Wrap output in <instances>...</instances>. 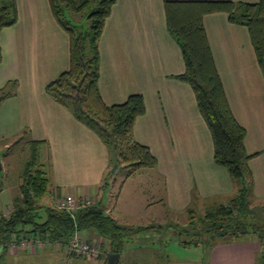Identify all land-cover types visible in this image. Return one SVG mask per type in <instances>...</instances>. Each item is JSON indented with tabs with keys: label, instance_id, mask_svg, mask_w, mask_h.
I'll return each instance as SVG.
<instances>
[{
	"label": "crops",
	"instance_id": "0c3cea01",
	"mask_svg": "<svg viewBox=\"0 0 264 264\" xmlns=\"http://www.w3.org/2000/svg\"><path fill=\"white\" fill-rule=\"evenodd\" d=\"M164 1L116 0L99 41L101 95L108 105L124 102L136 93L144 97L146 112L137 118L134 135L156 156L155 180L161 181L162 190L152 194L150 204H162L173 212L189 211L200 201L226 204L239 186L228 169L214 159L213 138L191 85L176 77L185 70V62L167 28ZM17 3V23L3 28L0 35V88L9 80H17L14 96L0 102V129L4 133L27 130L32 140L49 147L52 175L57 182L50 192L53 204V188H60L65 180L92 176L100 182L113 161L102 137L46 91L47 83L70 65V36L57 22L49 0ZM204 25L232 112L246 129L245 148L252 156L253 199L264 205L263 73L246 26L230 22L225 12L207 14ZM141 171L146 170L136 173ZM73 193L90 196L87 187ZM81 234L89 239L97 236L92 231ZM20 242L10 256L30 257L52 251L68 257L60 259L61 264L108 261L109 254L90 260L53 245L43 250L35 245L34 250L23 249ZM238 244L246 248L234 257L211 250L209 264H254L260 249L248 242ZM9 249L8 243L7 248H0V255Z\"/></svg>",
	"mask_w": 264,
	"mask_h": 264
},
{
	"label": "trees",
	"instance_id": "16d2710c",
	"mask_svg": "<svg viewBox=\"0 0 264 264\" xmlns=\"http://www.w3.org/2000/svg\"><path fill=\"white\" fill-rule=\"evenodd\" d=\"M49 3L57 22L70 36V65L47 83L46 91L102 137L128 177L141 169L157 167L158 160L151 149L134 135L137 118L146 112L143 95L132 94L124 102L108 105L99 88V40L116 0H49ZM164 6L167 28L179 44L185 62V70L176 77L191 85L213 138L214 159L229 170L239 186L229 203L214 205L202 216L190 209V223L181 232L196 236L192 244L201 246L204 242L208 247L217 239L254 238L260 243L258 258L264 264V205H253L254 177L249 164L252 156L245 148L246 129L232 112L204 25L207 14L225 12L230 22L246 26L264 76V0L256 3L165 0ZM68 13L83 14L88 26L73 23ZM18 18L17 0H0V35L3 28L15 25ZM2 60L0 44V63ZM16 86L17 80H11L5 85L8 91L0 89V102L12 95ZM32 142L39 145L36 140ZM50 192L45 171L36 168L32 172L25 167L19 195L9 212L0 211V248H7L14 238L20 242L38 237L50 245L65 247L75 234L92 231L107 242L109 254L122 255L125 236L155 228L153 224L136 230L121 225L98 203L70 214L54 204L42 203ZM203 235L206 240L197 239Z\"/></svg>",
	"mask_w": 264,
	"mask_h": 264
},
{
	"label": "rangeland",
	"instance_id": "374dc122",
	"mask_svg": "<svg viewBox=\"0 0 264 264\" xmlns=\"http://www.w3.org/2000/svg\"><path fill=\"white\" fill-rule=\"evenodd\" d=\"M72 14L68 13L67 16L73 23H80L84 28L88 26V22L83 14H75L76 17ZM3 89L8 91V88H5V86ZM16 91L17 86L14 93L7 98L14 96ZM9 133H4L3 128L0 129V157L2 164V170H0V188L3 187V189H0V209L5 210L7 208L8 212L15 197L19 195L22 173L25 167H29V171L32 172L36 168L45 171V175L50 180L51 191L54 184H57L52 175L54 168L52 160H49V155L51 154L49 147L45 144L34 145L31 134L27 130L19 133ZM109 151L113 163L105 171L100 182L96 181L93 176L84 180H65L64 182L66 183L60 186V188L65 190L66 195L72 196L76 201L90 199L92 205L96 201V203L110 211L109 213H113V217L121 225L133 226L132 228L135 230L140 226L151 224L155 226L151 231L147 229L137 230L125 236V250L120 257L119 264L123 262L124 264H209V255L214 248L218 254H227L233 257L246 248L243 245H239V242H243L244 244L248 242L254 245L255 249H261L260 243L257 240L244 237L231 240L217 239L212 247H208L207 243L205 244L204 242H201V246L192 244L191 242L193 239H196V236L181 232L182 228L188 226L190 223L188 211L173 212L162 204H150L152 202V194L157 195L158 192H162L160 189L161 181L155 180L157 171L154 168L157 167L145 168L144 170L146 171L134 173L128 177L126 170L117 164L110 148ZM85 187L89 189L91 197L78 196L73 193L78 189L81 192ZM60 188H53L52 194L60 192ZM237 192L238 189L235 193L237 194ZM92 197H95L96 200L94 201ZM253 202L255 206L261 205L260 202ZM42 203L44 205L51 203V193H48L43 198ZM53 204L55 205L54 198ZM192 206L196 215L202 216L208 208L214 205H210L209 203L203 204L200 201L198 204L195 202ZM89 238V236L82 237L84 242L86 241L91 245H95L98 251L93 256L85 255L82 257L90 260L107 257L110 252L107 242L99 235L92 237V239ZM197 239L201 241L206 240V235L200 238L197 237ZM47 245L38 248L43 250ZM52 245L55 246L54 248L58 247L67 252L65 247L56 244ZM21 246L27 250H34L37 247L30 246L29 243ZM229 246L230 249H228ZM15 251L16 248L14 247L0 255V264H61L60 259L65 260L68 258L66 255L63 256L52 251L42 254L34 253L30 257H25L22 254L16 257L10 256V253ZM247 251L250 250L248 249ZM53 255L56 256L53 257ZM70 258L71 260L78 259L74 257ZM235 261L237 262V260ZM253 263H262L258 255L255 256ZM63 264H66V262H63Z\"/></svg>",
	"mask_w": 264,
	"mask_h": 264
},
{
	"label": "built area",
	"instance_id": "2783aa9c",
	"mask_svg": "<svg viewBox=\"0 0 264 264\" xmlns=\"http://www.w3.org/2000/svg\"><path fill=\"white\" fill-rule=\"evenodd\" d=\"M54 202L57 208L65 210L70 214H76L83 206L90 205L92 203L90 199H82V201H76L72 196L66 195V192L64 191H60L55 194ZM82 237L83 236L81 233L75 234L70 239L69 243L65 246L67 252L78 257H82L85 255L93 256L94 254H96L98 251L97 247L95 245H91L86 241L84 242ZM16 243V238H14L9 243V246H11V248H14L16 247ZM20 243L21 245L29 243L30 246L35 245L37 247H42L48 244L47 241L41 240L39 237L30 238L27 240L23 239Z\"/></svg>",
	"mask_w": 264,
	"mask_h": 264
},
{
	"label": "water",
	"instance_id": "95a60500",
	"mask_svg": "<svg viewBox=\"0 0 264 264\" xmlns=\"http://www.w3.org/2000/svg\"><path fill=\"white\" fill-rule=\"evenodd\" d=\"M0 170H2L1 157H0ZM120 253H110L108 256L107 264H115L116 260L119 259Z\"/></svg>",
	"mask_w": 264,
	"mask_h": 264
}]
</instances>
